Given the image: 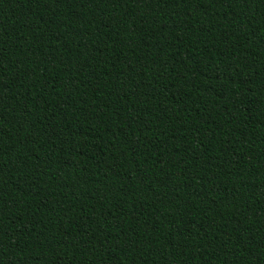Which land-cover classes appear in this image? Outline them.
Returning <instances> with one entry per match:
<instances>
[{"label":"trees","instance_id":"1","mask_svg":"<svg viewBox=\"0 0 264 264\" xmlns=\"http://www.w3.org/2000/svg\"><path fill=\"white\" fill-rule=\"evenodd\" d=\"M0 264H264V0H0Z\"/></svg>","mask_w":264,"mask_h":264}]
</instances>
